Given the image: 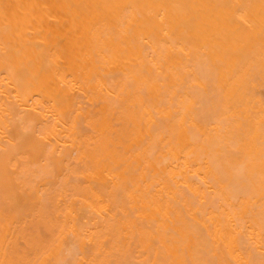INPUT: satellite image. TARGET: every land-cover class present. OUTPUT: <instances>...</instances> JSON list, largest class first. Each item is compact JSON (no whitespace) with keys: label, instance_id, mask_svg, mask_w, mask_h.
Returning a JSON list of instances; mask_svg holds the SVG:
<instances>
[{"label":"bare ground","instance_id":"1","mask_svg":"<svg viewBox=\"0 0 264 264\" xmlns=\"http://www.w3.org/2000/svg\"><path fill=\"white\" fill-rule=\"evenodd\" d=\"M0 264H264V0H0Z\"/></svg>","mask_w":264,"mask_h":264}]
</instances>
